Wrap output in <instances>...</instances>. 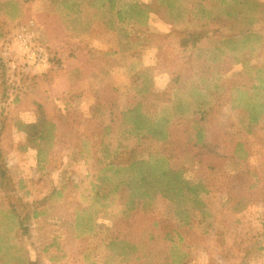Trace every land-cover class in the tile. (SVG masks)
<instances>
[{"label":"rangeland","instance_id":"rangeland-1","mask_svg":"<svg viewBox=\"0 0 264 264\" xmlns=\"http://www.w3.org/2000/svg\"><path fill=\"white\" fill-rule=\"evenodd\" d=\"M101 2L82 0L65 20L58 0H0V212L13 210L23 219L19 200L27 210L60 214L48 224L67 242L69 261H79V249H86L95 264H264V112L251 125L245 110L264 105V0H174L171 15L160 0ZM11 8L19 12L14 18ZM138 9L141 16H134ZM202 31L205 38H190ZM20 35L43 48L44 66L28 58ZM219 40L234 42L229 55L217 57ZM141 89L161 95L158 114L173 113L179 103L189 109L174 131L180 141L164 154L148 136L128 138L121 124ZM36 104L49 127L63 134L53 147L45 145L41 166L30 127ZM202 127L207 147L195 151L187 132ZM237 141L245 143L244 163L232 156ZM162 154L190 183L204 182L202 212L152 192L137 201L130 219L120 196L94 203L90 182L100 170L110 176L115 165ZM237 171L255 173L256 186L247 192L243 180L233 178ZM4 183L20 188L14 197ZM54 193V204L40 199ZM92 204L95 231L106 229L128 245L109 247L94 233L75 240L71 214ZM32 220L28 216L19 234L36 264ZM14 228L7 216L0 221V264L20 249Z\"/></svg>","mask_w":264,"mask_h":264},{"label":"trees","instance_id":"trees-1","mask_svg":"<svg viewBox=\"0 0 264 264\" xmlns=\"http://www.w3.org/2000/svg\"><path fill=\"white\" fill-rule=\"evenodd\" d=\"M104 1L106 0H102V2ZM173 2L174 0H160V3L166 10H168L167 12L169 15H171L174 8ZM58 3L60 7V16L66 18L65 20H67L69 16H73V14L76 13L82 3V0H58ZM109 3L111 5L110 7L113 8V1H110ZM94 6H97V3H95ZM200 6L201 5H199V7ZM142 11L143 10L138 9V11L135 10L132 13L134 16H141ZM11 12V17L13 18L16 17L17 13H19L15 8H11ZM198 14L202 19L207 18L209 15L206 11H204V9H199ZM204 25L205 24L202 26ZM109 29H111V26H109ZM205 37L206 34L204 31L194 33V35L190 36L191 39L199 40ZM259 38L260 37H256L257 40H259ZM218 43L219 47L215 49L218 58L231 53L230 49H227V47H230V45L234 44V42L219 40ZM160 98L161 95L159 94H149L145 89H141L136 93V98L132 99V102L129 104L130 106L122 112L121 124L126 127L125 133L128 135V138L140 139V137L148 136L164 146V154L173 144L178 142V135L174 131L177 127L184 126L186 123V114L189 112V109L183 107L179 103L176 107H174L173 113L167 114L164 110L162 113L158 114L156 111V108L158 107L156 106V102H159ZM245 110L249 124L256 125L260 113L264 112V105L250 104L245 107ZM44 111L45 110L42 105H35V120L30 126L37 134L34 138V142L36 140L35 149L38 157L37 162L40 166L47 162L44 157L47 155L45 145L47 144L50 146L52 144L53 147V144H56L59 137L63 136V134H56L53 131V128L51 126L49 127L51 120L45 116ZM187 133L188 137L186 142L192 145L193 150L203 151L206 149L208 132L205 127L196 130L193 132L194 134L189 131ZM80 152L82 154L83 151ZM163 154L161 156L150 157L147 160L139 161L133 159L126 165H115L110 170V176L104 175L102 170H100L99 174L92 176L93 180L90 182V185L93 188L92 191H94V203L99 201V199L108 198L112 194H115L117 198L120 196V205L124 209L125 218L130 219L138 210L137 207H139V205L137 201L142 200L148 196L150 192H152L153 194L160 195L169 202L179 205V207L187 205L194 211L202 212L204 204L201 201L200 193L205 192L204 182L201 181L196 184L190 183L188 180L183 178L182 172L173 170L169 167L168 157L166 158ZM232 156L239 163H244L248 158L247 152L245 151V143L237 141L233 145ZM254 176L255 173L247 175L243 171H237L236 176L233 178H237L240 182L243 180V182L247 185L246 191L249 192L248 190L253 189L257 183V181L252 180V177ZM247 177L251 178L249 179L248 184L245 181V178ZM2 186L3 190L7 192L10 197L11 195L14 197L16 195L15 190L18 192V189H20L13 184H10L9 188L6 183ZM23 187L26 188V184ZM56 194L58 195V193H54L48 197L40 196V199L45 200L46 202L52 201L54 204L55 200H53V197ZM17 201L19 204L16 207L20 206V208H25L24 210L27 211L26 216L22 219L13 210L6 209L4 213H2V211L0 212V221L5 219L7 216L9 222L12 223V227L15 225L14 237L17 235V238L20 239L19 231H21V228H23V226L27 223L28 216L33 219L32 221L35 223V227L33 228L35 234L37 233L36 237H38L37 241L33 244L36 249H39L36 255V264H39L41 259H45L49 264H95V262L90 258V253L86 251V249H79V261L76 257H74V260L69 261L70 249H65L67 242L65 243L62 234H56L55 232L50 231L52 228L51 225L48 224V222L50 223L53 218H58L60 214L56 213L54 215H48L46 213H39L36 210L37 207L35 209L33 208L27 210L19 200ZM94 206L95 204H92L79 208L74 210L71 214L75 240L84 238L88 234L90 235V233H94V235L99 234L98 237L104 236L102 239L100 238L101 244H104L105 242L107 244L108 242L107 246L109 247L114 246L117 241H119V244L124 246L128 245L125 240H115V238L111 239L108 237V234L112 235L113 233H109L106 229L103 230L102 228H99L98 231H95V225H92L94 219L92 215L96 214V212L93 211ZM55 210L57 211V206ZM124 222L125 221L123 219V223ZM125 224L130 226L127 221ZM17 238L15 237V239ZM19 241L20 243L18 244L20 249H15L14 254L11 253V259L8 261L11 263L15 260L16 262L19 261L21 264H30L29 261L32 260L33 257L29 254V249L25 243V241H27L26 235L22 236ZM36 245H38V247H36ZM127 250L130 251V249ZM80 257H82V261Z\"/></svg>","mask_w":264,"mask_h":264},{"label":"built area","instance_id":"built-area-1","mask_svg":"<svg viewBox=\"0 0 264 264\" xmlns=\"http://www.w3.org/2000/svg\"><path fill=\"white\" fill-rule=\"evenodd\" d=\"M18 38L20 47L38 67L44 66L47 63V55L41 46L33 43L30 37L20 35Z\"/></svg>","mask_w":264,"mask_h":264},{"label":"crops","instance_id":"crops-1","mask_svg":"<svg viewBox=\"0 0 264 264\" xmlns=\"http://www.w3.org/2000/svg\"><path fill=\"white\" fill-rule=\"evenodd\" d=\"M68 92H69V91H68ZM21 103H22V102H19L17 105H20ZM17 105H16V106H17ZM16 106H12V107H11V110H12L14 107H16ZM35 155H37V152H36V151H35ZM36 161H37V160H36ZM48 215H50V214H48Z\"/></svg>","mask_w":264,"mask_h":264}]
</instances>
